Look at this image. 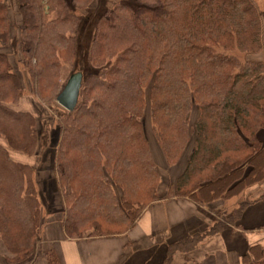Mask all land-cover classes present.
<instances>
[{"label": "trees", "instance_id": "1", "mask_svg": "<svg viewBox=\"0 0 264 264\" xmlns=\"http://www.w3.org/2000/svg\"><path fill=\"white\" fill-rule=\"evenodd\" d=\"M97 2L14 0L21 29L13 61L1 50L14 48L8 47L10 6L0 0V247L7 264L32 262L49 217L70 240L117 237L163 198L164 173L142 125L146 110L167 171L188 155L171 187L175 198L200 207L238 199L208 232L170 244L166 264L264 200V192L255 200L249 192L264 184V61L258 58L264 30L253 0H116L106 7L89 49V63L100 72L83 78L73 112L53 117L55 150L47 147L41 156L51 170L46 179L56 178L62 211L39 191L40 173L13 155L36 158L50 136L46 129L53 130L39 113L16 110L24 76L40 102L56 99L63 67L75 60L80 14ZM45 259L59 264L53 252ZM242 264H264L260 248H250Z\"/></svg>", "mask_w": 264, "mask_h": 264}, {"label": "crops", "instance_id": "2", "mask_svg": "<svg viewBox=\"0 0 264 264\" xmlns=\"http://www.w3.org/2000/svg\"><path fill=\"white\" fill-rule=\"evenodd\" d=\"M260 138L264 142V132ZM38 175L35 174V180L39 191H43ZM261 188H264V184ZM160 190L162 188L159 193L162 192ZM263 192L260 189L258 196ZM54 194L55 197L51 195L48 199L56 208H61L56 187ZM246 196L249 199V193ZM234 205L229 203L227 209L220 205L224 209L222 216H230ZM202 211V207L190 200L165 197L151 204L124 235L78 240L67 239L60 223L54 217H49L30 264H47L45 254L48 252L57 256L59 264H166L170 244L197 233H205L208 229L207 218L204 217L207 215ZM256 246L264 259V200L248 205L234 225H227L218 234L207 238L195 251L189 254L175 253L170 261L171 264H242V258L250 248ZM3 253L0 247V264H7Z\"/></svg>", "mask_w": 264, "mask_h": 264}, {"label": "rangeland", "instance_id": "3", "mask_svg": "<svg viewBox=\"0 0 264 264\" xmlns=\"http://www.w3.org/2000/svg\"><path fill=\"white\" fill-rule=\"evenodd\" d=\"M254 3L257 5V8L261 14L262 21H263V30H264V0H253ZM116 0H98L96 5H94L92 8L88 9L86 12H83L80 14L81 16V21L79 23L77 32L75 34V49H76V56L74 63L71 65H66L63 67L62 73H61V85L62 88L66 84L68 78L75 72H81L83 75V78H86L91 75H97L99 74L100 70L98 68H94L93 66L90 65L89 63V49L92 41V37L94 34L96 22L98 18L105 12L106 7H110L113 4H115ZM105 3H107L105 5ZM8 4L10 6V18L13 24V27L11 26V40L9 41L8 47L12 49L10 52L8 49H1L5 53H10L9 56L10 58L14 61L12 57L17 56L18 53L16 51L17 48V41L20 35V29H21V18L20 15L17 14V10H15L14 6V0H8ZM43 9L45 13L47 14V17L51 19L53 17V11L49 8V4L47 1L42 2ZM19 24H18V23ZM16 51V52H15ZM258 58L264 61V34H263V51L260 55H258ZM18 69L19 72L24 71V63L18 64ZM24 82L23 83V97L22 99L18 102L16 110L23 111V112H37V115L39 113L40 116V121L41 123L46 127L48 124L52 125V130L51 133L47 131L48 128L46 129V132L48 133L49 138H46V143L45 141L41 142V154H38L36 158L34 157H25L21 154H14L13 157L16 160H21V163L25 164H30L35 167L36 171L39 172L40 174L38 175L39 178V184L42 188L41 193L45 195L46 197H50L51 195H54V188L56 184V178L52 177L53 180H47L48 176V171L51 174V170L49 169L48 166V159L47 158H41L42 152L47 148L50 147V152L51 154L54 153L55 147H54V140H55V135H56V119L54 123L53 117L59 116L61 111L63 109L56 103L55 98L52 99V101L48 104H44L40 102L34 95L33 89L31 85L29 84L28 79L26 76H24ZM194 116V115H193ZM142 125L145 133V137L149 142L150 145V150L154 159L155 164L162 169V172L164 173V177H162V192L160 194L164 193L163 198L168 197L172 198L173 192L171 190V187L173 186L175 180L177 177L181 174V172L184 169L185 166V159L187 158L188 155H186L185 159L181 162V165L175 168L174 170L167 171L165 168L166 164L164 161V158L162 157V154L157 146V144L154 141V137L151 131V124H150V112L149 110L145 111L144 117L142 119ZM43 126V127H44ZM49 127V125H48ZM45 140V139H44ZM2 143L6 146L4 141ZM193 147V141L190 143L188 147V153H190L191 149ZM45 159V160H44ZM47 159V160H46ZM49 189V191L45 192ZM261 190H264V188L259 187ZM260 189L255 188L249 192H251V198H255L258 196V192ZM178 198V197H177ZM244 199L245 197H241ZM178 199H184V200H189L187 197L186 198H178ZM232 201V202H231ZM236 204L234 205V203ZM230 205H234V209L237 207L238 199L233 198L227 202ZM226 202H217L216 204H213L211 207L203 206V213L207 216H204L207 218V224L209 225L208 231L213 227L215 222H221L225 217L222 216V213L224 211L223 207L221 208L220 205L224 206L226 209L229 208L228 204ZM63 207V206H62ZM62 207L59 208L58 211H62ZM220 218V220L218 219ZM214 221V222H213ZM206 230V231H207ZM205 231V233H206ZM207 231V232H208ZM5 254V253H3ZM5 260V259H4ZM6 262V261H5ZM7 263V262H6Z\"/></svg>", "mask_w": 264, "mask_h": 264}, {"label": "water", "instance_id": "4", "mask_svg": "<svg viewBox=\"0 0 264 264\" xmlns=\"http://www.w3.org/2000/svg\"><path fill=\"white\" fill-rule=\"evenodd\" d=\"M82 83V73L75 72L68 78L63 89L57 95L56 103L66 112L71 113L76 108Z\"/></svg>", "mask_w": 264, "mask_h": 264}]
</instances>
